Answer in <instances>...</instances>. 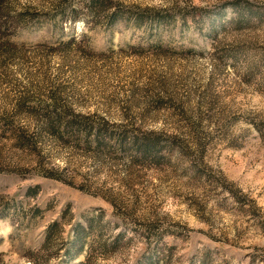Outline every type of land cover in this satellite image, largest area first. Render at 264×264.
<instances>
[{"label": "rangeland", "instance_id": "1", "mask_svg": "<svg viewBox=\"0 0 264 264\" xmlns=\"http://www.w3.org/2000/svg\"><path fill=\"white\" fill-rule=\"evenodd\" d=\"M15 1L0 264H264V0Z\"/></svg>", "mask_w": 264, "mask_h": 264}, {"label": "trees", "instance_id": "2", "mask_svg": "<svg viewBox=\"0 0 264 264\" xmlns=\"http://www.w3.org/2000/svg\"><path fill=\"white\" fill-rule=\"evenodd\" d=\"M15 0H0V65L20 50L23 43L14 41L13 35L18 34L19 26H24L28 20L35 18L30 8L17 9ZM55 223L50 225L53 231ZM77 252L80 249H76Z\"/></svg>", "mask_w": 264, "mask_h": 264}]
</instances>
